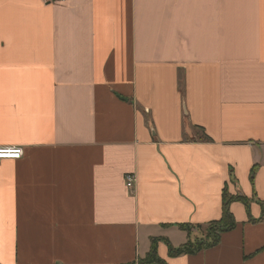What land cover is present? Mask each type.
I'll return each mask as SVG.
<instances>
[{
  "label": "crops",
  "instance_id": "crops-1",
  "mask_svg": "<svg viewBox=\"0 0 264 264\" xmlns=\"http://www.w3.org/2000/svg\"><path fill=\"white\" fill-rule=\"evenodd\" d=\"M0 147V264H137L225 190L159 257L264 264V0H0Z\"/></svg>",
  "mask_w": 264,
  "mask_h": 264
},
{
  "label": "trees",
  "instance_id": "trees-1",
  "mask_svg": "<svg viewBox=\"0 0 264 264\" xmlns=\"http://www.w3.org/2000/svg\"><path fill=\"white\" fill-rule=\"evenodd\" d=\"M210 141V138H206ZM254 174V172H253ZM235 201L242 202L247 209H249L250 200L239 194L237 196L229 195L225 190L223 193V209L222 217L218 221H213L205 225H180V230L188 234V241L179 246L174 247L167 239L154 238L151 241V248L149 252L142 258H139L137 264H167V261L161 259L158 254V245L160 242H164L169 249V256L175 258L182 255H194L203 250L217 246L220 243V239L223 233L233 230L237 226V222L231 212V204ZM263 209V216L261 220L264 221V203H261ZM250 222H255L251 216ZM193 236V237H192Z\"/></svg>",
  "mask_w": 264,
  "mask_h": 264
},
{
  "label": "built area",
  "instance_id": "built-area-1",
  "mask_svg": "<svg viewBox=\"0 0 264 264\" xmlns=\"http://www.w3.org/2000/svg\"><path fill=\"white\" fill-rule=\"evenodd\" d=\"M45 3H65L67 0H42ZM24 150L21 147H0V163L3 160H19L23 157ZM127 187L132 189L135 183L133 175L126 176Z\"/></svg>",
  "mask_w": 264,
  "mask_h": 264
},
{
  "label": "rangeland",
  "instance_id": "rangeland-1",
  "mask_svg": "<svg viewBox=\"0 0 264 264\" xmlns=\"http://www.w3.org/2000/svg\"><path fill=\"white\" fill-rule=\"evenodd\" d=\"M193 237V236H192Z\"/></svg>",
  "mask_w": 264,
  "mask_h": 264
}]
</instances>
